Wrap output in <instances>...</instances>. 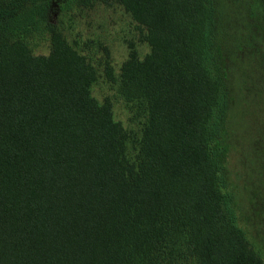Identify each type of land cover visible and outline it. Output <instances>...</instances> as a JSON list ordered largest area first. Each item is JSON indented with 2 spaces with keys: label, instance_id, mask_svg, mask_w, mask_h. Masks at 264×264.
I'll return each mask as SVG.
<instances>
[{
  "label": "trees",
  "instance_id": "trees-1",
  "mask_svg": "<svg viewBox=\"0 0 264 264\" xmlns=\"http://www.w3.org/2000/svg\"><path fill=\"white\" fill-rule=\"evenodd\" d=\"M101 1L128 12L148 45L115 74L101 46V72L145 116L132 159L110 99L91 93L97 66L46 2L0 19V264H264L231 216L228 72L209 66L211 50L222 57L210 7ZM247 8L264 45V0ZM39 29L46 53L29 44Z\"/></svg>",
  "mask_w": 264,
  "mask_h": 264
},
{
  "label": "rangeland",
  "instance_id": "rangeland-1",
  "mask_svg": "<svg viewBox=\"0 0 264 264\" xmlns=\"http://www.w3.org/2000/svg\"><path fill=\"white\" fill-rule=\"evenodd\" d=\"M24 1H3L7 7L0 8V19L17 10ZM42 1L46 2L48 17L67 41L97 66L99 74L91 84V93L97 99L103 96L110 99L113 117L129 131L126 152L130 159L134 158L140 128L145 123L144 113L120 96L117 83L106 78L99 63L103 58L102 45L108 49L114 74L129 49L134 48L141 58L148 50L143 39L144 28L138 27L130 14L114 1ZM253 1L205 0V3L212 12V27L220 38L222 56L215 62L211 50L209 66L220 63L228 72L226 166L228 186L235 201L231 216L244 224L250 241L264 253V45L248 15L247 7ZM39 30L40 33L34 32L29 44L34 53H46L47 34Z\"/></svg>",
  "mask_w": 264,
  "mask_h": 264
}]
</instances>
